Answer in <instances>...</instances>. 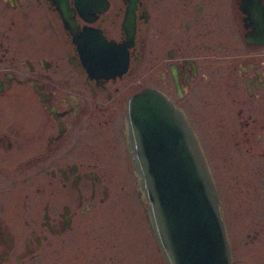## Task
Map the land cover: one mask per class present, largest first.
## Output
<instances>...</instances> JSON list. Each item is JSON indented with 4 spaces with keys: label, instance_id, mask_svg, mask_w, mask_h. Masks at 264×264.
I'll use <instances>...</instances> for the list:
<instances>
[{
    "label": "flooded vegetation",
    "instance_id": "flooded-vegetation-1",
    "mask_svg": "<svg viewBox=\"0 0 264 264\" xmlns=\"http://www.w3.org/2000/svg\"><path fill=\"white\" fill-rule=\"evenodd\" d=\"M255 3L0 0V264H119L120 253L152 249L125 125L129 99L147 87L193 129L230 245L246 222L234 208L264 222V8H247ZM225 175L232 193L218 183ZM131 192L142 204L137 229L118 222Z\"/></svg>",
    "mask_w": 264,
    "mask_h": 264
},
{
    "label": "water",
    "instance_id": "water-1",
    "mask_svg": "<svg viewBox=\"0 0 264 264\" xmlns=\"http://www.w3.org/2000/svg\"><path fill=\"white\" fill-rule=\"evenodd\" d=\"M100 1L78 0L84 8ZM247 8L264 5L256 0ZM261 16H250L258 29ZM125 125L131 167L165 263L232 264L217 189L181 110L160 91L145 88L129 99Z\"/></svg>",
    "mask_w": 264,
    "mask_h": 264
},
{
    "label": "rangeland",
    "instance_id": "rangeland-1",
    "mask_svg": "<svg viewBox=\"0 0 264 264\" xmlns=\"http://www.w3.org/2000/svg\"><path fill=\"white\" fill-rule=\"evenodd\" d=\"M218 161L220 162L221 167L223 166V163L225 162V157L226 156H217ZM126 158V157H125ZM126 163L128 166V162L125 159L124 164L121 166L117 167H126ZM213 163V162H212ZM258 163L261 167L264 168V158L260 159V161L256 162ZM260 170V169H259ZM260 182H261V177L264 176V171H260ZM258 173V174H259ZM229 175L231 176L230 172ZM228 175L225 176H220L218 178V183L220 185V188L227 191V193H232V188L231 184L233 180L231 177ZM255 185V184H254ZM223 191V192H225ZM133 198H132V196ZM123 197L120 198V203L122 200H124L125 206H121L119 208L120 212L118 215V222L119 226H125L126 229H128L129 225L136 226V229L138 228V224H141V217L142 214L139 215V212L142 208V204L138 201H136V197L134 196V193L131 192L126 198ZM125 200L128 201V204H126ZM119 203V204H120ZM132 205V206H131ZM245 207V205H244ZM243 207V208H244ZM232 208L231 202L227 204V211ZM234 214L236 216H239L238 218H246V222L244 224L243 231L240 235V237H232L233 239L231 240V246H232V251L234 252V264H264V222L261 221V223L256 219L252 218L250 214L247 213V211H244L241 209L240 211L236 210L234 208ZM255 215V212H254ZM264 217V216H263ZM229 225H230V231L233 234L235 231H238V221L234 219L232 216L229 217ZM125 220V221H122ZM237 223V225H236ZM123 230L120 229V232ZM131 230L125 234L126 238L128 240H131L132 238H129ZM124 234L122 237H125ZM129 236V237H128ZM238 238V239H237ZM151 242V250L148 251L146 249L145 251H140L139 253H134L130 254L131 252H127L125 254L120 253L119 255V264H162L160 260V254L156 250L155 247V242L150 238ZM145 259V262L143 260Z\"/></svg>",
    "mask_w": 264,
    "mask_h": 264
}]
</instances>
